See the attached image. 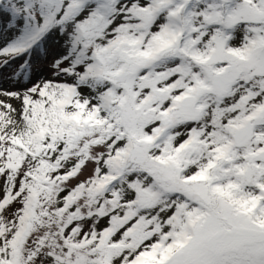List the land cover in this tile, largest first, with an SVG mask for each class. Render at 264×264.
Masks as SVG:
<instances>
[{
  "label": "snow or ice",
  "instance_id": "1",
  "mask_svg": "<svg viewBox=\"0 0 264 264\" xmlns=\"http://www.w3.org/2000/svg\"><path fill=\"white\" fill-rule=\"evenodd\" d=\"M0 264H264V0H0Z\"/></svg>",
  "mask_w": 264,
  "mask_h": 264
}]
</instances>
